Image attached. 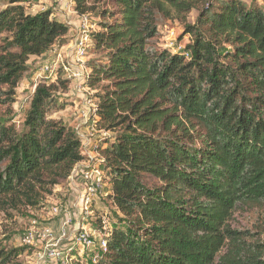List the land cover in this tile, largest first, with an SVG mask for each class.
Wrapping results in <instances>:
<instances>
[{"label": "trees", "instance_id": "16d2710c", "mask_svg": "<svg viewBox=\"0 0 264 264\" xmlns=\"http://www.w3.org/2000/svg\"><path fill=\"white\" fill-rule=\"evenodd\" d=\"M104 1L73 7L98 20L87 87L97 128L111 134L100 152L105 200L121 216L94 264H264V0ZM28 2L0 10L3 107L30 59L43 64L68 40L51 9L30 15ZM162 19L182 25V52L159 47ZM48 81L33 88L20 130L0 118L6 216L36 214L84 160L70 124L49 117L68 82ZM241 214L250 223L236 228ZM24 251L0 246V264H24Z\"/></svg>", "mask_w": 264, "mask_h": 264}, {"label": "built area", "instance_id": "2783aa9c", "mask_svg": "<svg viewBox=\"0 0 264 264\" xmlns=\"http://www.w3.org/2000/svg\"><path fill=\"white\" fill-rule=\"evenodd\" d=\"M34 1L37 0H29L25 6L31 8ZM54 1L59 7L58 11L53 6L48 8L53 13L51 18H58L55 13L60 12L58 19L70 28L72 35L65 44L52 49L38 77L43 75L54 83L61 73L69 89H73L72 100L77 113L72 128L81 142L84 160L73 167L65 183L55 188L43 208L30 218L20 238L24 252L29 253L27 264H73L75 256L83 259L88 253L106 251V240L111 232L108 216L101 206V198L108 192L103 195L107 184L100 153L102 142L110 133L96 126L98 102L92 97L77 95L82 90L93 94L87 87L86 63L91 47L89 35L94 29L89 16L76 14L74 0ZM48 9L41 7L40 12ZM40 213H45L44 217L39 216Z\"/></svg>", "mask_w": 264, "mask_h": 264}, {"label": "rangeland", "instance_id": "374dc122", "mask_svg": "<svg viewBox=\"0 0 264 264\" xmlns=\"http://www.w3.org/2000/svg\"><path fill=\"white\" fill-rule=\"evenodd\" d=\"M10 0H0V10H2L7 3ZM98 1V0H94ZM246 4H249L251 0H242ZM108 0L104 1V4H107ZM257 5L262 6V1L256 0ZM33 5H31L32 8L29 6L26 7V12L30 15H35L41 11V7H45L48 9L51 6H54V4H43L42 0H37L32 2ZM95 4V3H94ZM35 5V6H34ZM34 6V7H33ZM95 7V6H94ZM197 12L192 11L187 21L190 24H193L196 20ZM73 19V18H72ZM91 25L93 26L92 29H96L98 25V20L95 16L92 15L91 17ZM93 31V30H92ZM159 38L158 43L159 47L162 49H167L171 53H179L184 50V48L189 44L190 40L188 36L183 35V27L180 23L173 21V20H160L159 23ZM72 34L70 33L68 35V38ZM67 38V39H68ZM97 58V55L93 53V51H90L88 53L87 58V65L90 67L92 66V61ZM42 64L41 59H30V62L28 63V69L23 74L16 90H15V96H14V103L11 107H3L0 106V118L7 117L10 119L9 123L14 124V126L20 130L22 127V122L25 116L26 111L29 108L30 99L32 95L33 88L37 84H41L43 82H47L48 78H45V76L41 75L38 77L39 67ZM49 82V81H48ZM81 94L77 95H84L85 97H92L94 94H91L90 92H87L86 90H82L80 92ZM73 95V89H63V91L59 94H55V108L49 113L50 118L53 120H63L66 123H69L71 128L74 125V122L76 120V107L73 105L72 97ZM92 95V96H89ZM78 103V100H76ZM67 107V108H66ZM73 129V128H72ZM111 134L107 137V139L110 141ZM104 144V141L102 142ZM104 146V145H102ZM108 192L107 188L104 190V194ZM101 206L104 209L105 213L108 216L110 224H117L119 225V220L121 219V216L118 214L116 210H114V207L108 203L105 200V196L101 198ZM45 212V211H44ZM47 213V212H46ZM33 213L29 211H23L22 213H14L12 212L11 215H5L3 213H0V246L6 247V248H20V238L22 233L27 229L28 222L30 218L32 217ZM45 214V213H44ZM43 213H40L39 216H43ZM252 219V218H251ZM248 223H250V218L246 217V214L236 215L234 218L233 226L236 228H242L243 226H248ZM58 219L55 220V226H58ZM29 253H23L21 259L24 262V264H27L29 262L26 259V256ZM94 256L91 253H88L86 256H83L82 258H76L72 260L71 263L73 264H94Z\"/></svg>", "mask_w": 264, "mask_h": 264}, {"label": "crops", "instance_id": "0c3cea01", "mask_svg": "<svg viewBox=\"0 0 264 264\" xmlns=\"http://www.w3.org/2000/svg\"><path fill=\"white\" fill-rule=\"evenodd\" d=\"M260 1H261V0H260ZM42 2H43V4H45V5L48 4V3H50V4H51V3L54 4V6H53L54 9H56V8L59 7V4H58L57 2H55L54 0H42ZM31 5H33V4L31 3ZM34 6H35V5H34ZM34 6H33V7H34ZM31 8H32V7H31ZM56 11H58V9H56ZM55 14L57 15L58 18H59L60 15H61L60 12H56Z\"/></svg>", "mask_w": 264, "mask_h": 264}]
</instances>
